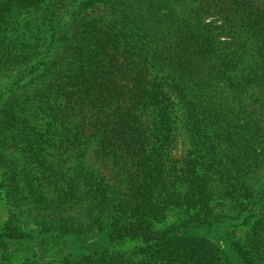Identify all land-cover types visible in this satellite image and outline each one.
<instances>
[{"label": "trees", "instance_id": "trees-1", "mask_svg": "<svg viewBox=\"0 0 264 264\" xmlns=\"http://www.w3.org/2000/svg\"><path fill=\"white\" fill-rule=\"evenodd\" d=\"M5 79L0 200L87 210L0 264H264V0H0Z\"/></svg>", "mask_w": 264, "mask_h": 264}, {"label": "rangeland", "instance_id": "rangeland-1", "mask_svg": "<svg viewBox=\"0 0 264 264\" xmlns=\"http://www.w3.org/2000/svg\"><path fill=\"white\" fill-rule=\"evenodd\" d=\"M8 83V80H2L0 82L1 86L3 87L5 84ZM14 154V153H13ZM176 156H180L181 151H175L174 153ZM11 159H16L12 160L10 159V162H8L9 166H13L15 169L18 171H22L23 173L29 172L30 166L28 164L24 163L22 160V157H19L18 155H10ZM87 157L89 161L92 163L94 162V158L92 157L90 150L87 152ZM97 165V164H96ZM99 166V165H98ZM107 171V170H106ZM5 176V170L0 169V180ZM25 184L22 183L19 192L16 193V195L20 198L18 201H14L13 198L9 197L8 195L4 194L3 192L2 198L0 200V231L3 229L5 226V223L8 222L10 219H21L24 221V227L26 229H37L38 223L42 221H48L49 219H57L58 217L62 216L67 219H72L74 217H78L79 214H84L87 210L85 207L86 204H83L81 207L78 209H69L65 211L64 213L58 214L56 213L54 216H49L45 215L43 212L40 211V208L37 209L36 206L38 204L30 203L26 199H23V195H25V190H24ZM53 190V187H48L46 191ZM228 210L227 208L225 211ZM41 212V213H40ZM178 218V215H175L172 212H169L167 222H173L175 219ZM133 245H127L125 249H130ZM1 261V259H0ZM6 264H26L23 262L21 259H13L11 261H7Z\"/></svg>", "mask_w": 264, "mask_h": 264}]
</instances>
